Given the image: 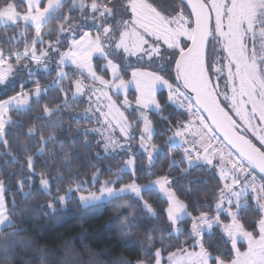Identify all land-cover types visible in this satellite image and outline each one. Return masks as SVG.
Instances as JSON below:
<instances>
[{
  "label": "snow or ice",
  "instance_id": "snow-or-ice-1",
  "mask_svg": "<svg viewBox=\"0 0 264 264\" xmlns=\"http://www.w3.org/2000/svg\"><path fill=\"white\" fill-rule=\"evenodd\" d=\"M97 57L106 63L94 64ZM53 67L55 76L42 84L36 77L50 76ZM132 84L138 115L129 120L110 93L126 92ZM163 89L166 99L158 96ZM52 90L63 97L60 102L41 104ZM84 96L89 107L70 119L95 126L78 128L66 141L62 137L72 133L71 125L65 129L62 118L53 117ZM122 104L130 106L127 99ZM34 109L25 130L26 121L13 113L24 117ZM81 131L85 147L91 146L90 136L99 135L103 155L96 152L97 160L128 155L114 178L101 180V165L90 180L79 179L81 167L73 162ZM137 155L146 157L143 168ZM44 156L37 172V158ZM0 157L20 165L19 173L9 172L19 176L11 201V181L0 178V264L16 258L22 264L36 259L51 264L48 249L38 257L35 241L17 239L28 209L21 210L18 222L16 197L26 201L34 190L49 197L40 208L51 214L67 211L74 200L84 209L122 201L116 219L123 217L129 241L141 220L159 218L162 226L143 232L147 243L135 264H264V0H179L168 11L156 0H0ZM164 157L167 170L154 174ZM85 163L92 166L91 159ZM180 164L187 166L172 176ZM192 169L215 181L203 200L191 188L183 198L177 194L180 178ZM107 171L112 173L111 166ZM140 171H146V183H138ZM65 180L68 187L62 188ZM151 193L167 205L162 212ZM213 236L216 241L207 239ZM242 242L244 252L238 247Z\"/></svg>",
  "mask_w": 264,
  "mask_h": 264
},
{
  "label": "trees",
  "instance_id": "trees-1",
  "mask_svg": "<svg viewBox=\"0 0 264 264\" xmlns=\"http://www.w3.org/2000/svg\"><path fill=\"white\" fill-rule=\"evenodd\" d=\"M157 4L164 11H168L170 8L178 7L179 0H156ZM49 28L54 27L53 24L48 25ZM11 35V31H9ZM106 63V61L100 60L99 58L94 59V64L99 65ZM135 64V61L133 60ZM147 68V64L144 65ZM153 70V69H148ZM131 69H128V74L125 76L126 79L130 78ZM55 76V68L53 67L52 74L50 76H46L43 73L38 75L36 78L40 79L42 84H48L51 82L53 77ZM109 78V76L107 77ZM174 78V75H173ZM28 87H33V85L29 84ZM11 94V93H10ZM131 95V102H136V93L130 91L128 95ZM158 96L161 99H166L167 92L163 90L162 95L158 92ZM63 97L57 95L56 90H52L49 92L48 96L41 100V104L49 103L50 105L57 104ZM118 101H121V97H117ZM123 101V100H122ZM87 102L85 99H80L76 102H71L70 100V111L68 109H62L60 113H57V116H54L53 119L57 117L62 118V122L64 128L66 129L69 125H71L72 133H67L63 139L66 141L71 137L72 134L76 133V130L83 129L85 127L92 128L95 125L89 123V121L81 119L78 122L73 121L70 117L76 115L77 113H81L86 108ZM127 111V110H126ZM135 109L129 110L127 112V117L129 120L135 119ZM167 111L165 115H167ZM36 115V109L33 110L32 113H29L27 116L21 117L17 116L13 113L14 119H24L25 130L28 127L31 120ZM154 120H158L159 118L156 116H152ZM177 119H181L182 117L177 116ZM40 123H43L41 121ZM94 136V138H93ZM93 136L89 137V141L91 146L85 147L82 143L84 141L83 131L79 133V141L76 145H74L75 152L77 153L76 158L73 162V167L75 168L77 165L81 167V175L79 176L80 180H90L92 172L96 167H100L101 165L105 169L101 175L100 179L104 180L109 178L110 176L114 178V173L119 164H122L124 160H126L128 155H122L119 159H102L97 160L95 158V153L100 152L103 155L101 145L96 143L99 140V136L93 134ZM159 143V140L156 141ZM52 145H49L51 148ZM67 151V149H65ZM176 158H179L181 155L180 151L173 153ZM8 159L7 165H5L4 161ZM92 160V166L88 167L86 165V160ZM47 160V157H39L37 158V172L41 170V165L43 162ZM137 166L143 168L146 166V157L143 155L136 156ZM23 162V161H22ZM26 164V162H23ZM59 165H57L58 167ZM111 166L112 173H109L107 169ZM186 164H180L174 166L171 169L170 174L172 176H180L181 168L186 167ZM52 175H55V170L51 167V162H49V169ZM167 170V157L161 159L155 167L152 169L154 174H158L162 171ZM20 165L11 163L10 158L0 157V178L5 179L6 181H11V186L9 188V193L7 195L8 201L12 200L11 192L15 189V181L19 178L18 175H12L9 177V172L19 173ZM67 173L65 176L67 177ZM139 181L138 183H146L149 180V177L146 171H140L139 173ZM155 178V175L151 177ZM207 180L208 183L205 185L203 181ZM189 181H192L190 184ZM124 183L129 182V176H125ZM58 182L54 181L52 184L53 194H55L56 184ZM39 186V176L35 177L34 189ZM68 184L65 182L62 184V188H67ZM99 187V185H97ZM174 187H177L174 185ZM215 187V181L211 178V174L205 172L203 170L192 169L188 174L180 178L178 182L177 194L184 197L185 193L189 188L192 189L193 196H199L201 200L205 197L206 190H210ZM146 199H149V194L145 195ZM49 197L44 195H38L35 190L32 197H29L26 201H21L20 197L17 196L16 200L19 204V207L14 210L16 213V219L20 221V212L22 209L27 207V211L24 215L27 219L23 222L24 231L20 233V236L17 239H28L35 241L36 243L33 245V249L36 251L37 256H43L44 253L41 252V249H48L50 255L51 264H61V262L65 260L74 261L75 264H127V262H131V264H135L136 259L139 257L140 248L143 245H146V241L143 240V232L149 231L153 224H156L158 227L162 226L161 220H148L147 218L140 221V225L136 229L131 230V241L125 237L124 232L122 230V222L123 217L120 219H116L118 209L116 208V204L121 203L122 201H116L113 203H104L98 206L95 209H84L78 205L77 201H73L68 204L67 211L58 212L56 214H51L49 210L41 209V204H46ZM211 199V197H209ZM151 201H156V194L151 193ZM59 207V206H58ZM154 207L158 208L161 212L164 208L167 207L166 204L159 203L156 201L154 203ZM248 217L250 219H255L251 212H249ZM143 229V231L141 230ZM251 230V229H249ZM159 231L156 232V235H159ZM184 236L180 237V240H184ZM207 239L216 241L217 237H208ZM168 243H175L174 241H168ZM241 249H245L244 244H240ZM227 248H231V244L227 245ZM174 250V249H170ZM212 250V249H210ZM213 251V255L218 254L215 250ZM32 256V253L29 252L26 255H23V260H27ZM164 256L167 257V252L164 253ZM232 257L229 256L228 259ZM8 264H22V260L20 258H16L14 260H10ZM33 264H42L40 259H36L33 261Z\"/></svg>",
  "mask_w": 264,
  "mask_h": 264
},
{
  "label": "rangeland",
  "instance_id": "rangeland-1",
  "mask_svg": "<svg viewBox=\"0 0 264 264\" xmlns=\"http://www.w3.org/2000/svg\"><path fill=\"white\" fill-rule=\"evenodd\" d=\"M98 58V57H97ZM134 61H135V58H132ZM111 77H110V75H109V79H110ZM129 79H131V76H130V78ZM223 83V81H221V84ZM163 90H165L166 92H167V89H163ZM130 91H134L135 93H136V97H137V95H138V93H137V91H136V86H135V84H132V85H130L129 86V88L127 89V91L125 92L124 90H121L120 91V93L117 95L115 92H113V93H110L111 95H112V97H113V99L114 100H116L117 101V103H118V106L121 108V110L122 111H124L125 112V115L127 116V112L129 111V110H132V109H135L136 110V108H137V105H136V102L135 103H132L131 102V95L129 94L128 95V93L130 92ZM121 97V101L119 102L118 101V98L117 97ZM82 99H85L86 100V102H87V105H86V108H88L89 107V98H88V96H84V97H82ZM93 99H95V97H93ZM125 99H127L128 100V102H129V107L128 108H124L123 107V104H122V102L125 100ZM123 100V101H122ZM85 108V109H86ZM84 109V110H85ZM127 110V111H126ZM84 112V111H83ZM82 112V113H83ZM138 115V113H137V111H135V118H136V116ZM128 118V117H127ZM99 136V135H98ZM100 139V138H99ZM102 147V146H101ZM138 143H134L133 145H132V149H133V151L135 152V151H137L138 150ZM102 151H103V148H102ZM126 159H128V156H127V158ZM242 244H244L245 245V249H241V247H240V244L238 245V247L240 248V251L241 252H244V251H246L247 250V243L246 242H242Z\"/></svg>",
  "mask_w": 264,
  "mask_h": 264
}]
</instances>
